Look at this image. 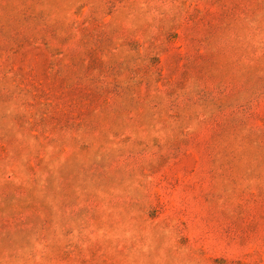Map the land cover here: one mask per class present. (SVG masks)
<instances>
[{
  "label": "rangeland",
  "instance_id": "rangeland-1",
  "mask_svg": "<svg viewBox=\"0 0 264 264\" xmlns=\"http://www.w3.org/2000/svg\"><path fill=\"white\" fill-rule=\"evenodd\" d=\"M0 264H264V0H0Z\"/></svg>",
  "mask_w": 264,
  "mask_h": 264
}]
</instances>
